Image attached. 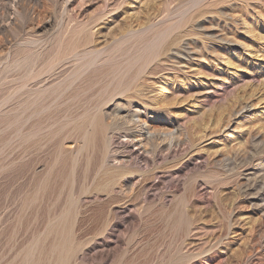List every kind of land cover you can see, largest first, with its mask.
Returning a JSON list of instances; mask_svg holds the SVG:
<instances>
[{"label":"rangeland","instance_id":"1","mask_svg":"<svg viewBox=\"0 0 264 264\" xmlns=\"http://www.w3.org/2000/svg\"><path fill=\"white\" fill-rule=\"evenodd\" d=\"M65 1L0 0L7 10L0 16L5 26L0 32V264H60L55 245L66 225L60 218L69 210L74 212L69 264H174L181 255L193 257L192 264H264V0ZM148 17H165L166 22L144 30ZM82 25L91 30L92 48L114 50L109 55L113 62L109 57L97 64L94 76L89 73L93 69L77 75L79 63L66 62L62 54L73 30ZM164 29L168 34L161 49L155 40ZM120 37L125 40L115 44ZM29 63L36 66L34 74L25 76ZM51 67L56 69L50 73ZM113 75L135 78L110 102L114 112L132 100L136 106L122 110L129 118L144 122L157 114L150 123L162 126L159 120L168 115L163 119L167 130L182 128L186 140L187 151L162 167H151L145 177L130 166L134 186L129 198L93 182V174L105 169H99L95 146L78 153L83 143L79 126L92 105L102 103L113 90L110 86L117 85ZM22 76L21 82L31 79L28 86L49 78L43 84L47 90L43 94L34 86L24 96L15 93ZM66 126L78 132L73 129L72 134ZM122 135L116 141L128 140L134 150L144 151L134 134ZM124 155L119 159L125 160ZM110 161L109 169L119 164ZM180 164L189 166L179 188L162 185L153 191L155 197L144 201L143 185L154 172ZM182 211L189 232L175 220Z\"/></svg>","mask_w":264,"mask_h":264},{"label":"bare ground","instance_id":"2","mask_svg":"<svg viewBox=\"0 0 264 264\" xmlns=\"http://www.w3.org/2000/svg\"><path fill=\"white\" fill-rule=\"evenodd\" d=\"M16 1V0H15ZM22 1V0H21ZM29 1H33V2H36V3H38V1L39 0H29ZM122 1V0H121ZM65 2H67V0L65 1ZM68 2H70V0L68 1ZM110 2H112V1H110ZM109 2V3H110ZM17 3V2H16ZM63 3H64V0H63ZM7 4V3H6ZM20 4V3H19ZM118 5H120V2H119V4ZM10 6H12V5H9V6H7L6 5V7L8 8V11H9V9H12V7H10ZM65 6H68V5H66L65 4ZM113 6V5H112ZM111 6V7H112ZM69 7V6H68ZM115 7V6H114ZM114 7H113V9H114ZM120 6H118L117 8H119ZM168 7H169V5H168ZM62 8H67V7H62ZM117 8H115V9H117ZM5 9V6L4 7H0V12H2V13H0V16L2 15H4L5 14V12L4 11H7V10H4ZM66 10V9H65ZM65 10L63 11L64 13H65ZM189 10V9H188ZM29 11V10H28ZM113 11V10H112ZM167 11V10H166ZM165 11V12H166ZM187 12V11H186ZM186 12H185V14H186ZM4 13V14H3ZM30 13V12H29ZM66 13H67V11H66ZM169 13V12H168ZM178 13V12H177ZM182 13H184V12H182ZM188 13V12H187ZM165 14V13H164ZM6 15V14H5ZM4 15V16H5ZM27 15H28V13H27ZM161 15V14H160ZM174 15V14H173ZM8 16V15H7ZM62 16V15H61ZM64 16H65V14H64ZM163 16H165V15H163ZM169 16V15H168ZM167 16V17H168ZM180 17L182 16V15H179ZM63 17V16H62ZM166 17V16H165ZM165 17H161L160 18V20L158 19V20H151L149 17H148V19H150L149 21H151L149 24H148V22H147V26L146 27H144L145 29L144 30H150V29H152L154 26H156L157 24H161V23H163L164 21H165ZM68 18V17H67ZM169 18V17H168ZM175 18V17H174ZM182 18H183V16H182ZM171 19V18H170ZM173 19V18H172ZM181 19V18H180ZM63 20H64V18H63ZM1 21V20H0ZM68 21H70V20H68ZM93 21V20H92ZM170 21V20H169ZM72 22V21H71ZM94 22V21H93ZM95 22H97V21H95ZM166 22V21H165ZM176 22V21H175ZM179 22V21H178ZM178 22H176V24L178 23ZM68 23V22H67ZM172 23H174V22H172ZM54 24V23H53ZM62 24V23H61ZM89 24H91L90 22H89ZM175 24V25H176ZM59 25H60V23H59ZM68 25V24H67ZM69 25H71V23L69 24ZM87 25V24H86ZM88 26V25H87ZM87 26H81V28L78 30V31H75V30H73V32L74 33H72L73 35H70L71 33H69V35H70V39L68 40V42H67V44H66V48L64 49V53H62V54H64L63 55V57L65 56V61L66 62H70V60H73L74 62L75 61H77L78 63H79V65H80V69H79V71H77V75L78 74H82V75H86V73L90 70V69H93V70H91V72H89V73H92V74H90V75H95V74H97V72H99V69H97V68H99V66H97V68H96V65L98 64H101V63H103V62H105V61H107V60H109V55L114 51H112L111 52V50L109 49V47H107V48H92L91 46H90V42H91V39H92V37H91V39H90V36H91V30H88V28H87ZM159 26V25H158ZM161 26V25H160ZM173 26H174V24H173ZM59 27V26H58ZM73 27H74V25H73ZM60 28V27H59ZM155 28V27H154ZM158 28H160V27H157V29ZM162 28V27H161ZM164 28V27H163ZM166 28V27H165ZM5 29V26H4V23L2 24L1 22H0V32L2 33L3 32V30ZM68 29V28H67ZM76 29V28H75ZM89 29H90V27H89ZM125 29V28H124ZM128 29V28H127ZM168 29H170V28H168ZM63 30V29H62ZM70 31H71V28L69 29ZM126 30V29H125ZM129 30V29H128ZM155 30V29H154ZM162 30V29H161ZM64 31H65V29H64ZM68 31V30H67ZM134 31V30H133ZM143 31V30H142ZM141 31V32H142ZM168 31V30H167ZM167 31H165V29H164V31H161V32H159V34H158V39L157 40H155V41H157V43H159L160 45H158V47L159 48H161L160 46L161 45H163L165 42H163L162 41V39L163 38H165V33H167ZM60 32V31H59ZM72 32V31H71ZM122 32V31H121ZM137 32H140V31H137ZM145 32V31H144ZM148 32H150V31H148ZM157 32V31H156ZM61 33H63V32H61ZM65 33H66V31H65ZM91 33V34H90ZM123 33H124V31H123ZM127 33V32H126ZM128 33H132V34H134L135 33V31L134 32H128ZM127 33V34H128ZM151 33V32H150ZM158 33V32H157ZM59 34V33H58ZM122 34V33H121ZM121 34H120V36H121ZM132 34H131V36H132ZM152 34V33H151ZM168 34V33H167ZM62 35H64V34H62ZM68 35V36H69ZM123 35V34H122ZM130 35V34H129ZM136 35H137V33H136ZM138 35H139V33H138ZM137 35V36H138ZM140 35H142V33L140 34ZM65 36V35H64ZM112 36V35H111ZM125 36H128V35H126L125 34ZM137 36H136V38H137ZM57 37V36H56ZM66 37H67V35H66ZM65 37V38H66ZM116 37V36H115ZM115 37H114V39H115ZM122 37H124V36H122ZM144 37V36H143ZM142 37V38H143ZM162 37V38H161ZM64 38V39H65ZM125 38V37H124ZM135 38V39H136ZM139 38V37H138ZM151 38H152V36H151ZM160 38H161V42H160ZM53 39V38H52ZM122 38L120 37V38H118L117 40H116V42H115V44H117V43H119V42H121V41H123V40H125V39H123V40H121ZM127 40H129L128 38H126ZM134 39V38H133ZM134 39V40H135ZM140 39V38H139ZM147 39V38H146ZM174 39V38H173ZM33 40V39H32ZM67 40V39H66ZM93 40V39H92ZM144 40H145V38H144ZM152 40V39H151ZM165 40H166V38H165ZM30 41V40H29ZM60 41H62V40H60ZM95 41V40H94ZM132 41V40H131ZM136 41V40H135ZM152 41H154V40H152ZM31 42V41H30ZM96 42V41H95ZM129 42V41H128ZM148 42V41H147ZM162 42H163V44H162ZM29 43V42H28ZM33 43V42H32ZM35 43V42H34ZM59 43V42H58ZM94 43V42H93ZM124 43H125V41H124ZM144 43V42H143ZM153 43V42H152ZM29 44H31V43H29ZM114 44V43H113ZM147 44V43H146ZM149 44V43H148ZM172 44V43H171ZM31 45H33V44H31ZM35 45V44H34ZM57 45V44H56ZM59 45V44H58ZM62 45V44H61ZM93 45V44H92ZM122 45V44H121ZM154 45V44H153ZM156 45V44H155ZM155 45H154V47H155ZM48 46V45H47ZM54 46V45H53ZM110 46V45H109ZM115 46V45H114ZM117 46V45H116ZM133 46V45H132ZM148 46H150V45H148ZM164 47H165V45H163ZM30 47V46H29ZM42 47V46H41ZM119 47V46H118ZM168 47V46H167ZM166 47V48H167ZM183 47H184V49H187L188 48V46H187V44L186 43H184L183 44ZM152 48V47H151ZM157 48V47H156ZM38 49H40L39 47H38ZM46 49V48H45ZM162 49V48H161ZM161 49H160V51H161ZM41 50H42V48H41ZM58 50H59V48H58ZM157 50V49H156ZM164 50V49H163ZM162 50V51H163ZM21 51V50H20ZM40 51V50H39ZM46 51V50H45ZM115 51H116V49H115ZM120 51V50H119ZM4 52V51H3ZM29 52H30V49H29ZM111 52V53H110ZM36 53V52H35ZM41 52H39V54H40ZM117 53V52H116ZM161 53V52H160ZM25 54V53H24ZM33 54V53H32ZM60 54V53H59ZM159 54V53H158ZM157 54V55H158ZM174 54H176L177 55V53L175 52ZM112 55H113V53H112ZM117 55V54H116ZM119 55H121V54H119ZM36 56H37V54H36ZM115 56V55H114ZM118 56V55H117ZM116 56V57H117ZM50 57V56H49ZM57 57V56H56ZM156 57V56H155ZM59 58V57H58ZM61 58V57H60ZM111 58V57H110ZM120 58V57H119ZM29 59H30V57H29ZM28 59V60H29ZM57 59V58H56ZM56 59H55V61H56ZM112 59V58H111ZM111 59H110V61H111ZM58 60L59 59H57V62H58ZM119 60V59H118ZM33 60H31V62H32ZM37 61V60H36ZM61 61V60H60ZM73 61H72V63H73ZM121 61V60H120ZM46 62V61H45ZM62 62V64H63V62L64 61H61ZM66 62H64V64L66 63ZM111 62H113V59H112V61ZM117 62V61H116ZM19 63H22V62H19ZM35 63H37V62H35ZM54 63V62H53ZM78 63H76V65L78 64ZM15 64V63H14ZM23 64V63H22ZM40 64V63H39ZM42 64V63H41ZM41 64H40V66H41ZM47 64L48 63H46V67H47ZM56 64V63H55ZM61 64V65H62ZM75 64V63H74ZM106 64H108V63H106ZM106 64H103V65H106ZM112 64V63H111ZM128 64V63H127ZM29 65V66H28ZM50 66H51V64H49ZM70 65H71V63H70ZM73 65V64H72ZM79 65H78V67H79ZM118 65V64H117ZM17 66V65H16ZM45 66V65H44ZM55 66V65H54ZM57 66V68H59V63H58V65H56ZM109 66V65H108ZM119 66H120V63H119ZM23 67V66H22ZM27 70H25L26 71V73L24 74L25 76L27 75H31V73H33V68L34 67H36L35 65H34V67H33V65L32 64H27ZM41 67H43V66H41ZM41 67H39V69L41 68ZM69 67H71V66H69ZM104 67V66H103ZM102 67V68H103ZM112 66H110L109 68H111ZM113 67H114V65H113ZM116 67V66H115ZM125 67H127V66H125ZM24 69H25V67H23ZM38 68V67H37ZM48 68H50V67H47L46 69H48ZM66 68V67H65ZM75 68V69H74ZM73 69L74 70H76L77 69V66L76 67H74ZM117 68V67H116ZM119 68V67H118ZM128 68V67H127ZM140 68H142V67H140ZM144 68V67H143ZM20 69V68H19ZM24 69H22V70H20V71H22L23 72V70ZM54 69H56V68H52L51 67V69H50V73H51V71H54ZM126 69V68H125ZM18 70V69H17ZM17 70H15V71H17ZM36 70V69H35ZM43 70H45L44 68H43ZM49 70V69H48ZM104 70V69H103ZM107 70V69H106ZM104 71V72H107V71ZM112 70V69H111ZM117 70V69H116ZM120 70V69H119ZM128 70H129V68H128ZM39 71V70H38ZM37 71V72H38ZM125 71H127V70H125ZM129 71H131V70H129ZM143 71V70H142ZM18 72V71H17ZM16 72V74H18V73H20L21 75H22V73L21 72H18L17 73ZM40 73L41 72H43V71H39ZM56 72V71H55ZM59 72V71H58ZM71 72H73V70H71ZM118 72V71H117ZM151 72V71H150ZM44 74H47V72L45 73V72H43ZM74 73V72H73ZM89 73H87V75L89 74ZM111 73V72H110ZM19 74V75H20ZM34 74V73H33ZM39 74V73H38ZM44 74L42 75V76H44ZM55 74V73H54ZM53 74V75H54ZM65 74V73H64ZM104 74V73H103ZM109 74V73H108ZM120 74V73H119ZM137 74V73H136ZM138 74H139V70H138ZM137 74V75H138ZM50 75V74H49ZM52 75V76H53ZM63 75V74H62ZM69 75V74H68ZM81 75V76H82ZM111 76H112V74H110ZM116 75H118V73L116 74ZM130 75H132V74H130ZM18 76V75H17ZM42 76L40 75V77L42 78ZM51 76V77H52ZM66 76V78L68 79V76L67 75H65ZM81 76H79L80 77V79L81 78H83V77H81ZM97 76V75H96ZM95 76V77H96ZM100 76V75H99ZM124 76V75H123ZM126 77H127V74L125 75ZM129 76V75H128ZM36 77H38V75L36 76ZM50 77V76H49ZM74 77H76V76H74ZM85 77V76H84ZM89 77V76H88ZM109 77V76H108ZM113 77H114V75H113ZM112 77V78H113ZM121 77V79H122V75L120 76ZM23 79V76L22 77H19L18 78V81L16 80L17 79V77L15 78V80H16V82H17V85H15V88H14V91L16 90V92L15 93H17V94H22V92L23 91H26V90H31V89H29V87L30 88H34V86H37L36 88H38V92L40 91V93L42 92H44L45 90H47V88H45L44 87V85L43 84H45L46 82H47V80L49 79V78H43V79H37L38 81H36V83L35 84H31V85H29L28 86V81H30V80H28V81H26L27 83H25V82H21L19 79ZM28 78V77H27ZM39 78V77H38ZM73 78V77H72ZM117 78H119V76H117ZM116 78V79H117ZM69 79H70V77H69ZM93 78H92V76H91V80H92ZM108 79V78H107ZM114 79H115V77H114ZM114 79H112V80H114ZM115 79V82L118 80H116ZM133 79H135V78H128V80H126V79H123V80H118V82H117V85H115V87L113 88V84H112V86H110V87H112V92L107 96V98L105 99V100H103V102L101 101V98H100V101L102 102V103H100V104H98L99 102H97L94 106L92 105V107H91V110H92V112H90L91 110H89V114L88 115H86L85 116V119H84V124L83 125H81V126H79L80 127V130H81V134L83 135L82 136V138H83V143H82V145H80V147H78V149H79V152L78 153H81V151L83 150V148L85 149V147H91V146H95L96 148H97V157H96V159H99V162L101 163V166H97L99 169H101V168H105L104 170H99L98 172H96V173H94L92 176L93 177H91V178H93V182H94V180L95 181H97L98 183V185H101L102 186V189H103V187H105L106 189L105 190H109V192L110 193H115V194H118V195H120V196H122V197H126L129 193H130V191L131 190H133V188H132V186H134V185H132V182L130 181V175L132 174V171H130L132 168L130 167V166H136V170H137V175L138 176H140V175H143L144 177H145V173H147V171L148 170H152L151 169V167H155L156 168V166L157 165H160L161 167H162V165L165 163V162H167V160H169V159H171V160H173L178 154H180L179 152H181L182 153V151L183 150H186V148L184 149V146H185V141H183L182 140V131H181V129L180 128H178V126H177V128L175 129V130H167V128H166V126H165V123L167 122L166 120H163V119H168L169 118V116L168 115H164V117H163V119H161V120H159V122L160 123H163V125L162 126H154L152 123H150V121L152 122L153 120H155V119H157L158 118V115L156 114L155 116L156 117H149L148 118V120L149 121H145L144 120V122L142 121V119L141 118H138V119H134V118H129L127 115H125L124 114V112L122 111V110H124V111H126L124 108H129V107H134V106H136L135 104H134V102L132 101V100H128L127 102H125L124 104L126 105L121 111L120 110H118V112L116 113V111L114 112L113 111V109L111 108V105H110V102H112L113 100H114V98L117 96V95H119V94H123L124 92H126L127 90H128V87L130 86V83L133 81ZM64 80V79H63ZM71 80V79H70ZM69 80V81H70ZM79 80V79H78ZM78 80H76V81H78ZM91 80H89V81H91ZM96 80V79H95ZM106 80V79H105ZM24 81V80H23ZM67 81V80H66ZM72 81V80H71ZM85 81V80H84ZM87 81V80H86ZM107 81V80H106ZM54 82V81H53ZM101 82V81H100ZM99 82V83H100ZM108 82V81H107ZM30 83H31V81H30ZM34 83V82H33ZM74 83H75V80H74ZM114 83V82H113ZM47 84H48V82H47ZM58 84V83H57ZM64 84H65V82H64ZM96 84V83H95ZM111 84V83H110ZM61 85H62V83H61ZM74 85V84H73ZM85 85V84H84ZM107 85V84H106ZM58 86H59V84H58ZM58 86H56V87H58ZM63 86V85H62ZM62 86H61V88H62ZM52 87V86H51ZM64 87V86H63ZM68 87V86H67ZM71 87H73V86H71L70 85V88ZM107 87H109V86H107ZM108 88V89H110V90H108L107 88V90L108 91H111V88ZM53 88H55V87H53ZM69 88V89H70ZM104 87H102V89H103ZM141 88V87H140ZM50 90H51V88H49ZM64 89V88H63ZM66 89V88H65ZM68 89V90H69ZM90 89V88H89ZM105 89V88H104ZM103 89V90H104ZM135 89V88H134ZM53 90V89H52ZM58 90V89H57ZM71 90V89H70ZM94 90V89H93ZM100 90V89H99ZM141 90V89H140ZM28 91V92H29ZM33 91H35L34 93L36 94V90H33ZM55 91H56V89H55ZM59 91V90H58ZM58 91H56L57 93H58ZM66 91V90H65ZM100 91H102V90H100ZM136 91V90H135ZM139 91V90H138ZM32 92V91H31ZM67 92V91H66ZM69 92V91H68ZM80 92V91H79ZM83 92H84V90H83ZM87 92V91H86ZM99 92V91H98ZM133 92V91H132ZM25 93V92H24ZM46 93H48L47 91H46ZM53 93V92H52ZM101 93V92H100ZM99 93V94H100ZM102 93H106L105 91L104 92H102ZM135 93V92H134ZM28 94V93H27ZM27 94H25L26 96H27ZM32 95H33V93H31ZM34 94V95H35ZM44 94V93H43ZM55 94V93H54ZM84 94V93H83ZM91 94V93H90ZM98 94V93H97ZM23 95V94H22ZM29 96H30V94H28ZM57 95V94H56ZM85 95V94H84ZM104 95V94H103ZM14 96V95H13ZM15 96H17V95H15ZM24 96V95H23ZM49 94H48V98H49ZM52 96V95H51ZM97 96H99V95H97ZM97 96H95V97H97ZM39 97V96H38ZM40 97H42L41 95H40ZM39 97V98H40ZM93 97V96H92ZM100 97V96H99ZM105 97V96H104ZM15 98V97H14ZM27 98H28V96H27ZM36 98V97H35ZM44 98V97H43ZM48 98H46V101H47V99ZM85 98H87V97H85ZM89 98V97H88ZM16 99V98H15ZM20 99V98H19ZM31 99V98H30ZM37 99V98H36ZM91 99V98H90ZM93 99V98H92ZM103 99V98H102ZM18 100V99H17ZM21 100V99H20ZM27 100V99H26ZM41 100V99H40ZM96 100V99H95ZM19 101V100H18ZM17 101V102H18ZM24 101V100H23ZM33 101H34V99H33ZM45 101V100H44ZM43 101V102H44ZM87 101V100H86ZM118 101V100H117ZM6 102V101H5ZM5 102H3V103H5ZM21 102V101H20ZM32 102V101H31ZM41 102V101H40ZM42 102V103H43ZM53 102V101H52ZM26 103V102H25ZM28 103H29V101H28ZM37 103V102H36ZM88 103V102H87ZM92 103V102H91ZM94 103V102H93ZM54 104V103H53ZM85 104V103H84ZM18 105V104H17ZM20 105H22V104H20ZM20 105H18V106H20ZM44 105H45V103H44ZM47 105V104H46ZM52 105V104H51ZM0 106H1V104H0ZM6 106V105H5ZM36 106V105H35ZM43 106V105H42ZM88 106H90V105H88ZM70 108H72L71 106H69ZM19 108V107H18ZM43 108V107H42ZM85 108H86V106H85ZM90 108V107H89ZM88 107H87V109H89ZM46 109H48V108H46ZM46 109H44V110H46ZM146 109V108H145ZM242 109V108H241ZM3 110V109H2ZM146 111V110H145ZM242 112V111H241ZM85 113V112H84ZM146 113V112H145ZM155 113H158L157 111H155ZM72 116V115H71ZM71 116H69V118H70V120L72 119L71 118ZM73 117V116H72ZM50 118V117H49ZM52 118V117H51ZM67 118V117H66ZM65 118V119H66ZM74 118V117H73ZM171 118V117H170ZM68 119V118H67ZM77 119V118H76ZM66 121V120H65ZM64 121V122H65ZM69 121V120H68ZM74 122H75V120H74ZM71 123V122H70ZM78 123V125H79V123L80 122H77ZM76 123V124H77ZM67 124V123H66ZM73 124V123H72ZM63 125H65V124H63ZM68 125V124H67ZM73 125H75V124H73ZM159 125V124H158ZM69 126V125H68ZM70 126H71V124H70ZM76 126V125H75ZM79 127H77L78 129H79ZM66 128H67V126H66ZM70 128V127H69ZM69 128H67V129H69ZM86 128H88V129H90L91 130V132L89 133V132H87V130L88 129H86ZM57 129V128H56ZM62 129V128H61ZM60 129V130H61ZM64 129V128H63ZM73 129H76V128H73ZM73 129L71 130V128H70V130L72 131V134H73V132L74 131H76V130H74L73 131ZM69 130V131H70ZM68 131V132H69ZM30 132V131H29ZM65 132V131H64ZM67 132V131H66ZM68 132H67V134H68ZM77 132H78V130H77ZM80 132V131H79ZM76 134V133H75ZM117 134H123L124 136H129V135H131V134H134L135 135V137L137 138V141L139 142V144H140V146H141V149H143L144 151L143 152H140V151H136V150H134V148H132V147H130L131 145V143L127 140H118V141H116V135ZM69 135V134H68ZM77 135V134H76ZM79 135V134H78ZM122 135V136H123ZM186 135V134H185ZM67 135L65 134V136L63 137V138H65ZM69 137H71L70 135H69ZM72 138V137H71ZM74 138V137H73ZM72 138V139H73ZM119 138V137H118ZM60 139H61V137H60ZM67 139H68V136H67ZM70 139V138H69ZM187 139V138H186ZM66 139H64V141H65ZM77 140H78V138H77ZM63 143V142H62ZM187 143H189V142H187ZM116 144V145H115ZM60 145V144H59ZM65 145V144H64ZM189 145H191V144H189ZM61 146V145H60ZM69 147V146H68ZM94 147V148H95ZM186 147V146H185ZM70 148V147H69ZM93 148V149H94ZM87 150H89L88 148H87ZM86 150V151H87ZM95 150V149H94ZM72 151V150H71ZM84 151V150H83ZM187 151V150H186ZM66 152V151H65ZM69 152V151H68ZM94 152V151H93ZM63 153V152H62ZM73 153V152H72ZM92 153V152H91ZM185 153V152H184ZM61 154V153H60ZM96 154V152H94V155ZM119 154H125L124 155V157H125V160H120L119 159ZM71 155V154H70ZM75 155V154H74ZM73 155V156H74ZM93 155V156H94ZM72 156V155H71ZM185 156V155H184ZM67 157V156H66ZM85 157V156H84ZM90 157V156H89ZM68 158H69V156H68ZM68 158H67V160H66V164L67 163H69L68 161L69 160H71V159H69L68 160ZM79 158V157H78ZM111 158L112 159H114V161H118L119 162V164L118 165H114V164H116V163H114L112 166H115V167H113V168H115V169H112V168H110L109 169V164H111V163H109V161L111 160ZM173 158V159H172ZM87 159V158H86ZM93 159V158H92ZM95 159V158H94ZM95 159V160H96ZM63 160H65V159H63ZM79 160V159H78ZM81 160V159H80ZM175 160V159H174ZM173 160V161H174ZM89 161V160H88ZM94 161V160H93ZM97 161V160H96ZM64 162V161H63ZM75 161L73 160V163H74ZM98 162V163H99ZM111 162V161H110ZM169 162V161H168ZM65 163V162H64ZM94 163V162H93ZM97 163V164H98ZM109 163V164H108ZM72 166H73V164L72 163H70ZM97 164H95V165H97ZM162 164V165H161ZM75 165V164H74ZM91 165V164H90ZM166 165V164H165ZM168 165V164H167ZM181 165V164H180ZM64 166H66V165H64ZM70 166V165H69ZM85 166V165H84ZM188 166L189 165H181L180 167H178L177 169H168L167 168V170L166 171H164L162 168V170L163 171H160V170H156L155 172H154V177H153V179H149L150 181L149 182H146L144 185H143V189H144V193H143V200L144 201H150L151 199H152V197H155V194H154V190H159L160 189V187L162 186V185H165V186H168V185H174L176 188H179V185L181 184V175H183V173H184V170L185 169H187L188 168ZM91 167V166H90ZM166 166H164L163 168H165ZM169 167V166H168ZM172 167V166H171ZM129 168H131V169H129ZM158 168V167H157ZM175 168V167H174ZM84 169V168H83ZM89 169V168H88ZM91 169H93V166L91 167ZM135 170V169H134ZM154 170V169H153ZM89 171V170H88ZM87 171V172H88ZM94 171V170H93ZM93 171H91V173H93ZM95 171H96V169H95ZM94 171V172H95ZM134 172V171H133ZM149 172V171H148ZM72 173V172H71ZM71 173H69V174H71ZM73 174V173H72ZM71 174V175H72ZM77 174V173H76ZM88 174H89V172H88ZM86 175H84L83 176V179H84V177H85ZM66 177V176H65ZM141 177V176H140ZM147 177V176H146ZM61 179V178H60ZM140 179H142V178H140ZM142 180H144V179H142ZM92 181V180H91ZM148 181V180H147ZM84 182V181H83ZM86 182H87V180H86ZM85 183V182H84ZM96 184V185H97ZM254 184H256V183H254ZM261 185V184H260ZM260 185H259V187H260ZM45 186V185H44ZM136 186V185H135ZM164 186V187H165ZM253 186H255V185H253ZM262 187H260V188H263L264 189V183H263V185H261ZM175 188V189H176ZM255 188V187H254ZM262 189V190H263ZM82 192V191H81ZM133 192V191H132ZM143 192V191H142ZM131 195V194H130ZM112 195L110 194V197H111ZM115 196H117V195H115ZM36 197V196H35ZM128 197V196H127ZM113 198H115V197H113ZM120 198V197H119ZM129 198V197H128ZM112 199V198H111ZM118 199V198H117ZM30 200V199H29ZM116 200V199H115ZM125 200V199H124ZM154 200V199H153ZM33 201V200H32ZM118 201H119V199H118ZM127 201V200H126ZM122 202V201H121ZM36 203V202H35ZM147 204V203H146ZM34 205V204H33ZM41 205V204H40ZM35 206V205H34ZM181 210V209H180ZM181 212V211H180ZM183 212V211H182ZM125 216V215H124ZM129 216H131V215H129ZM74 217V212L73 211H71V210H69L68 212H67V214H66V217L64 218V217H61L60 219L63 221H65V223H66V225H64V229L62 230V233H61V239H60V241H59V243L57 244V245H55L56 246V248L58 249V252H59V257H58V261H59V263L60 264H69V256H70V254L72 253V246H71V235H72V230H71V228H72V226H71V221H72V218ZM128 218V215H126L125 216V219H127ZM74 219V218H73ZM176 220V222L179 224V226H181V228H183L184 230H186V231H188L189 232V227H190V222H189V220H188V218H187V215H185V212H183V213H179L178 215H177V218L175 219ZM60 221V220H59ZM63 221V222H64ZM191 231V230H190ZM193 231V230H192ZM55 248V249H56ZM192 261H193V257H189V256H185V255H181L178 259H177V261L174 263V264H192ZM218 263H220V262H218ZM217 264V263H216Z\"/></svg>","mask_w":264,"mask_h":264}]
</instances>
